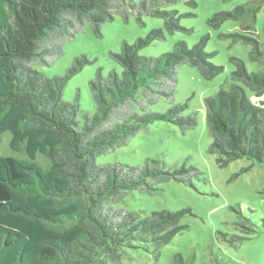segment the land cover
Returning <instances> with one entry per match:
<instances>
[{"label":"trees","instance_id":"trees-1","mask_svg":"<svg viewBox=\"0 0 264 264\" xmlns=\"http://www.w3.org/2000/svg\"><path fill=\"white\" fill-rule=\"evenodd\" d=\"M263 4L216 14L209 23L219 28L244 17L255 21ZM111 8L112 0H0V139L9 132L11 150L30 160L0 157V264L119 263L133 242L151 240L160 247L182 233L179 224L186 212L143 217L119 204L133 191L155 193L163 182L191 184L200 173L195 167L172 170L156 161L132 167L97 164L96 159L156 122L184 133L196 129L197 115L183 116L187 105L174 103L178 68H195L207 80L223 72L206 52V40L192 48L177 42L172 52L159 57L139 51L165 39L162 30L133 45L123 43L120 53H111L122 73L112 71L105 78L98 72L89 83L95 112L84 116L78 98L64 100L67 83L83 68L81 59L65 76L48 78L34 69L53 66L64 56L65 45L88 26L102 37L104 24L113 20ZM167 27L182 30L178 24ZM231 38L253 44V61L264 59L256 40L240 34ZM232 63L231 87L205 99L213 136L210 153L221 167L241 159L264 165V72L249 73L239 59ZM246 90L255 94V102ZM161 101L172 107L152 112ZM39 154L49 159L47 169L35 162Z\"/></svg>","mask_w":264,"mask_h":264},{"label":"rangeland","instance_id":"rangeland-1","mask_svg":"<svg viewBox=\"0 0 264 264\" xmlns=\"http://www.w3.org/2000/svg\"><path fill=\"white\" fill-rule=\"evenodd\" d=\"M258 1L261 0H112L113 20L104 24L102 37H96L88 26L75 41L65 45L64 56L53 66L34 67L54 78L65 76L76 59L82 60L83 68L69 80L64 92L66 102L78 98L81 116L95 112L89 83L98 72L105 78L112 71L122 73L111 53H120L123 43L133 45L155 30H162L165 39L141 49V56L159 57L172 52L177 42L192 48L205 39L206 52L214 55L212 63L224 69L216 78L207 80L195 68H178L174 104L187 105L183 116L197 115L196 129L184 133L173 124L156 122L128 144L97 157V164L119 162L141 167L147 161H156L162 168L173 170L186 165L200 172L191 184L171 180L156 185L155 193L133 191L127 195L119 207L143 217L154 212H186L179 224L182 233L160 247L151 240L133 242L122 252L119 263L107 260L105 264H264V165L241 159L221 167L216 155L210 153L213 136L206 124L205 109V99L231 87L235 70L232 59L242 60L249 73L264 72V59H251L253 44L231 38L245 35L264 49V4L255 21L244 17L226 21L219 28L209 23L216 14ZM167 23L178 24L182 30L171 32ZM246 92L251 101L257 100L252 91ZM171 107L161 101L150 110L166 113ZM10 141L11 134H3L0 157L30 161L25 154L13 152ZM35 162L44 169L50 166L49 159L41 154ZM241 217L251 225H245Z\"/></svg>","mask_w":264,"mask_h":264}]
</instances>
